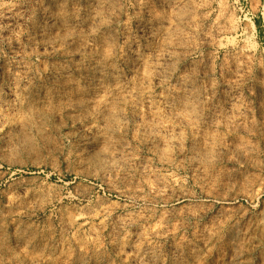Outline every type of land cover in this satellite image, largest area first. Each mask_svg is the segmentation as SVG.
<instances>
[{"label":"rangeland","instance_id":"obj_1","mask_svg":"<svg viewBox=\"0 0 264 264\" xmlns=\"http://www.w3.org/2000/svg\"><path fill=\"white\" fill-rule=\"evenodd\" d=\"M106 1L54 0L77 30L45 40L40 34L56 15L50 0H0V147L26 135L31 163L40 159L72 179L91 169L87 139L105 134L114 154L121 146L115 162L100 164L120 192L108 200L51 195L0 209V264H264V0ZM146 58L158 73L140 83ZM117 83L144 86V107L113 103ZM181 85L194 91L193 104L177 92ZM207 193L234 199L235 209L213 206Z\"/></svg>","mask_w":264,"mask_h":264},{"label":"bare ground","instance_id":"obj_2","mask_svg":"<svg viewBox=\"0 0 264 264\" xmlns=\"http://www.w3.org/2000/svg\"><path fill=\"white\" fill-rule=\"evenodd\" d=\"M48 1V0H47ZM57 1V0H56ZM103 1V0H102ZM101 1V2H102ZM108 1V0H107ZM106 1V2H107ZM101 2L99 3V0H93V3H95V4H97L98 6H100V4H101ZM59 3V2H58ZM92 3V4H93ZM104 3V2H103ZM102 3V5H104ZM94 4V5H95ZM108 4H109V2H108ZM168 4V3H167ZM50 6H51V10H54V11H56L55 12V16L52 18V19H54V22H51V23H49V25H48V27L47 28H45L46 30H42L43 31V33H41L40 34V37L41 38H43V39H48V37H47V35L49 36V35H52V34H54V35H56L57 37H59V38H61V39H63L64 37V35H62L63 34V32L65 31V30H67L68 29V27H69V29H70V27H71V25L70 26H68L67 27V25L66 24H68V23H66L67 21H68V19H67V21L65 20V15H64V13H63V8L61 7V6H59L58 4H57V2H54V0H50V4H49ZM48 5V6H49ZM90 5V4H89ZM101 5V6H102ZM180 5V4H179ZM183 6V5H182ZM63 7H65V6H63ZM44 8V7H43ZM48 8V7H47ZM97 8V7H96ZM180 7H178L177 9H179ZM66 9V8H65ZM46 10V9H45ZM50 11V10H49ZM95 11V10H94ZM65 12V11H64ZM68 12V11H67ZM53 13V12H52ZM94 13V12H93ZM180 13V12H179ZM48 15V14H47ZM70 15V14H69ZM68 15V16H69ZM96 13L94 14V16L96 17ZM68 16H66V18L68 17ZM78 16V15H77ZM49 17V16H48ZM72 17H73V15H72ZM78 18H79V16H78ZM71 19V18H70ZM93 19H94V17H93ZM72 20V19H71ZM53 21V20H52ZM84 21V20H83ZM82 21V22H83ZM50 22V21H49ZM46 23V22H45ZM65 23V25L66 26H64V28H63V24ZM81 23V22H80ZM72 25H77L75 22H74V20H73V22L71 23ZM83 24V23H82ZM41 25V24H40ZM73 27V26H72ZM71 27V28H72ZM42 28H43V25H42ZM76 29V27H73V29ZM160 28V27H159ZM69 29L67 30V31H69ZM74 29V30H75ZM161 29V28H160ZM159 29V30H160ZM77 30V29H76ZM83 30V29H82ZM156 30V29H155ZM40 31V30H39ZM67 31H65L64 33H66ZM71 32H72V30H70ZM79 31V30H78ZM167 31V30H166ZM226 31V30H225ZM41 32V31H40ZM39 32V33H40ZM70 32V33H71ZM158 32V31H157ZM156 32V33H157ZM39 33H38V35H39ZM69 33V32H68ZM73 33V32H72ZM159 33V32H158ZM161 33V32H160ZM165 33V32H164ZM170 33V32H169ZM168 33V34H169ZM172 33V32H171ZM224 33V31L223 30H221V29H219L218 30V36L220 37V40H219V44L220 45H223V41H225V39L223 40V34ZM67 34V33H66ZM79 34V33H78ZM168 34H166L168 37H170ZM173 34H174V32H173ZM176 34V33H175ZM174 34V35H175ZM59 35V36H58ZM70 35V34H69ZM151 35H153V34H151ZM163 35V34H162ZM162 35H160L161 36V40H162V42L164 43V44H166L165 42H164V40H165V38H168V37H166L165 36V38L162 36ZM154 36V35H153ZM156 36V35H155ZM154 36V37H155ZM173 35H171V37H172ZM176 37H177V35H175ZM217 36V37H218ZM47 37V38H46ZM53 37V36H52ZM69 37V36H68ZM153 37V38H154ZM157 37V36H156ZM170 37V38H171ZM176 37H173V38H176ZM178 37H179V35H178ZM222 37V38H221ZM77 38V37H76ZM75 38V39H76ZM108 38V37H107ZM159 38V37H158ZM157 38V39H158ZM163 38H164V40H163ZM169 38V39H170ZM173 38H172V40H173ZM180 38V37H179ZM178 39V38H177ZM207 39V38H206ZM42 40V39H41ZM109 40V39H108ZM167 40V39H166ZM167 41H169V40H167ZM166 41V42H167ZM178 41V40H177ZM170 42H171V40H170ZM163 43H161L162 45H163ZM167 43H169V42H167ZM176 43V42H175ZM214 43V42H213ZM231 43V42H230ZM233 44V43H232ZM156 45V44H155ZM168 45V44H167ZM166 45V46H167ZM169 45H171V44H169ZM177 45V44H176ZM163 46H165V45H163ZM162 46V47H163ZM159 48H161L160 46H159ZM221 48V47H220ZM162 49V48H161ZM137 50H138V48H137ZM143 50V49H142ZM167 52V51H166ZM135 53H137V52H135ZM138 54V53H137ZM136 54V55H137ZM141 54V53H140ZM147 54V53H146ZM135 55V56H136ZM151 55V54H150ZM138 56V55H137ZM141 56V55H140ZM139 56V57H140ZM148 56H149V54H148ZM153 56V55H152ZM159 56V58L161 57L162 58V56L163 55H158ZM165 56V55H164ZM250 55H249V53H247V54H245V57L244 58H248ZM147 57V56H146ZM251 57V56H250ZM143 60V59H142ZM149 60V59H148ZM147 60V58L146 59H144L143 61H141V64L139 63V65H140V73H139V76H140V78H139V80L141 81V80H146L148 77H149V75L152 73V72H156L157 70H158V68H157V64L155 63V64H153L152 62V64H150V62ZM150 60L152 61V58H150ZM249 60V59H248ZM140 61V60H139ZM98 63V62H97ZM94 65V64H93ZM138 65V66H139ZM60 66V65H59ZM95 66V65H94ZM94 66H92V68L94 67ZM97 66V68H96V70L99 72V68H100V65H96ZM61 67V66H60ZM62 68V67H61ZM65 68V67H64ZM69 68V67H68ZM71 68V67H70ZM74 68V67H73ZM78 68V67H77ZM90 68V67H89ZM91 68V69H92ZM108 68V67H107ZM114 68V67H113ZM54 69V68H53ZM59 69V68H58ZM57 69V70H58ZM76 69V68H75ZM84 69V68H83ZM88 69V68H87ZM101 69H102V67H101ZM104 69V68H103ZM116 69V68H115ZM160 69V68H159ZM61 71H60V73L57 75L58 76V78H61L60 79V81H62V83H68V81H70V79H68L67 78V71H65V70H62V69H60ZM69 70V69H68ZM71 70V69H70ZM77 70V69H76ZM89 70V69H88ZM138 70V69H137ZM53 71V70H52ZM56 71V70H55ZM138 71V72H139ZM70 72V71H69ZM72 73H73V71H71ZM77 72V71H76ZM101 72V71H100ZM103 72V71H102ZM106 72V70L103 72V75H104V73ZM13 73V72H12ZM15 73V72H14ZM53 73V72H52ZM89 73V72H88ZM107 73V72H106ZM105 73V74H106ZM113 73V72H112ZM116 73H118V72H116ZM156 73H158V72H156ZM55 74V73H54ZM74 74V73H73ZM81 74H83L82 72H81ZM90 74V73H89ZM101 74V73H100ZM118 74H120V73H118ZM138 74V73H137ZM9 75H10V73H9ZM56 75V74H55ZM71 75V74H70ZM75 75V74H74ZM92 75V74H91ZM98 75V74H97ZM110 75V74H109ZM116 75V74H115ZM152 75V74H151ZM150 75V76H151ZM157 75V74H156ZM15 76H16V74H15ZM69 76V75H68ZM80 76V75H79ZM85 76V75H84ZM100 76V75H99ZM106 76H107V74H106ZM112 76V75H111ZM110 76V77H111ZM114 76V75H113ZM119 76V75H118ZM138 76V75H137ZM74 77H76V76H74ZM101 77H104V76H100L99 78H96V80L97 79H100ZM71 78V77H70ZM85 78V77H84ZM87 78V77H86ZM90 78V77H89ZM116 78V77H115ZM136 78V77H135ZM137 78V79H138ZM150 78V77H149ZM77 79V78H76ZM103 79V78H102ZM101 79V80H102ZM111 79V78H110ZM122 79V78H121ZM74 80V79H73ZM87 80V79H86ZM92 80H95V79H93V77H92ZM107 80H109V77H108V79ZM114 80V79H113ZM124 80V79H123ZM133 80H135V79H133ZM185 81H186V79H184ZM75 81V80H74ZM78 81V80H77ZM100 81V80H99ZM106 81V80H105ZM104 81V79H103V82H105ZM181 81V80H180ZM190 81V80H189ZM54 82V81H53ZM55 82H57V81H55ZM88 82H89V80H88ZM92 82V81H91ZM126 82V81H125ZM130 82H132L133 83V81H130ZM135 82V81H134ZM146 82V81H145ZM184 81H182V82H180V83H183ZM58 83V82H57ZM74 83H76V82H74ZM94 83V82H93ZM97 83H98V81H97ZM109 83V82H108ZM115 83V82H114ZM121 83H123L124 84V81L123 82H121ZM138 83V82H137ZM140 83H143V81H141ZM59 84V83H58ZM63 84V85H64ZM71 84V83H70ZM103 84V83H102ZM101 84V85H102ZM113 84V83H112ZM126 84V83H125ZM61 85V84H60ZM75 85V84H74ZM90 85H91V83H90ZM100 85V84H99ZM98 85V86H99ZM100 85V86H101ZM106 85V84H105ZM109 85V84H108ZM108 85H106V86H108ZM117 85L118 86H115V88H114V90H112V91H110V92H112V94H111V100H113V103H115L116 101H120V102H125V103H129V105L131 104V106H134V108L136 109V110H138L140 107H144V106H142L143 105V103L142 102H145V103H147V96H145L143 99H142V102H141V98L144 96V94L146 93L144 90V86H141V87H137L136 86V88H135V86L134 87H132V86H129V85H127V86H125V85H119L118 83H117ZM142 85V84H141ZM144 85V84H143ZM191 85V84H190ZM92 86V85H91ZM110 86V85H109ZM112 86V85H111ZM113 86V87H114ZM139 86V85H138ZM181 86H183V85H181ZM192 86H194V85H192ZM63 87V86H62ZM93 87V86H92ZM95 87V86H94ZM102 87V86H101ZM188 86H183V87H181L179 90L178 89H176V90H178L177 92L179 93V94H181L182 95V98L183 97H185V98H187L186 99V103H191L192 102V104H193V101H195L194 100V94L192 93V92H194V91H192L191 92V89L190 90H188V88H187ZM197 87V86H196ZM55 88V87H54ZM58 88V87H57ZM61 88V87H60ZM63 88H65V87H63ZM67 88V87H66ZM71 88V87H70ZM73 88V87H72ZM71 88V89H72ZM75 88H76V86H75ZM74 88V89H75ZM110 88V87H109ZM88 89V88H87ZM91 89V88H90ZM89 89V90H90ZM102 89V88H101ZM103 89H104V86H103ZM193 89V88H192ZM56 90V89H55ZM55 90H54V93H55ZM60 90V89H59ZM66 90H68V89H66ZM76 90V89H75ZM80 90H81V88H80ZM96 90V89H95ZM99 90V89H98ZM97 90V91H98ZM108 90H111V89H108ZM198 90V89H197ZM88 91V90H87ZM101 91H103V90H101ZM146 91H148V90H146ZM2 92V91H1ZM46 92V91H45ZM57 92V91H56ZM89 92V91H88ZM96 92V91H95ZM196 92V91H195ZM33 93V92H32ZM60 93V92H59ZM63 93H64V91H63ZM76 93V92H75ZM79 93V92H78ZM83 93V92H82ZM87 92L85 91V94H86ZM103 93H104V91H103ZM109 93V92H108ZM200 93V92H199ZM8 94V93H7ZM12 94V93H11ZM39 94V93H38ZM79 94H81V93H79ZM95 94V93H94ZM101 95H102V93H100ZM151 94V93H150ZM177 94V93H176ZM178 94V95H179ZM197 94V96H198V93H196ZM10 95V94H9ZM56 95H59L58 93L56 94ZM74 95V94H73ZM88 96H89V94H87ZM97 95V94H96ZM104 95V94H103ZM146 95V94H145ZM214 95V94H213ZM212 95V96H213ZM12 96H14V95H12ZM28 96V95H27ZM53 96V95H52ZM55 96V95H54ZM53 96V97H54ZM64 96V95H63ZM71 96H72V94H71ZM71 96H70V98H71ZM76 96V95H75ZM207 96V95H206ZM17 97H18V95H17ZM25 97H26V95H25ZM24 97V98H25ZM34 97V96H33ZM38 97H39V95H38ZM46 97H48V96H46ZM80 97V96H79ZM87 97V96H86ZM98 97V96H97ZM200 97V96H199ZM210 97V96H209ZM32 98V97H31ZM52 98V97H51ZM57 98V97H56ZM56 98H54L55 100H56ZM60 98V97H59ZM82 98V97H81ZM101 98V97H100ZM179 98V97H178ZM198 98V97H197ZM38 99V98H37ZM53 99V98H52ZM65 99V98H64ZM62 100V99H60V101L62 100L63 101V103H64V101L65 100ZM22 100V99H21ZM35 100V99H34ZM51 100V99H50ZM55 100H54V102H55ZM75 100V99H74ZM77 100V99H76ZM82 100V99H81ZM86 100V99H85ZM84 100V101H85ZM110 100V101H111ZM164 100V99H163ZM179 100V99H178ZM181 100H183V99H181ZM180 100V101H181ZM198 100V99H197ZM212 100V99H211ZM19 101V100H18ZM26 101H27V99H26ZM26 101H25V103H26ZM71 101V100H70ZM69 100H68V102H70ZM73 101V100H72ZM72 101H71V103H72ZM80 101V100H79ZM83 101V100H82ZM96 101V100H95ZM106 101V100H105ZM115 101V102H114ZM152 101V100H151ZM184 101H185V99H184ZM183 101V102H184ZM199 101H200V99H199ZM206 101V100H205ZM22 102V101H21ZM30 102V101H29ZM33 102V101H32ZM38 102V101H37ZM66 102V101H65ZM77 102H78V100H77ZM108 102V101H107ZM106 102V103H107ZM155 102V101H154ZM172 102V101H171ZM177 102H179V101H177ZM201 102H202V99H201ZM34 103H35V101H34ZM43 103L44 104H46V105H49V103H51V101L49 102V98H45L44 99V101H43ZM58 103V102H57ZM102 103V102H101ZM105 103V106L108 104H106ZM110 103V102H109ZM112 103V102H111ZM118 103V102H117ZM142 103V104H141ZM151 103V102H150ZM149 103V104H150ZM166 103H168V102H166ZM176 103V102H175ZM196 103H198V101L196 102ZM195 103V104H196ZM27 104H28V101H27ZM30 104V103H29ZM52 104H55V103H52ZM69 105H70V103H68ZM76 104H78V103H76ZM121 104V103H120ZM164 104V103H163ZM169 104V103H168ZM182 104V103H181ZM202 104V103H201ZM200 104V105H201ZM16 105H18V104H16ZM21 105V104H20ZM23 106H24V103L22 104ZM33 105V104H32ZM46 105H44V106H46ZM58 105H60L61 107H63V105H61V103L60 104H58ZM57 105V106H58ZM110 105H113V104H110ZM117 105V104H116ZM151 105V104H150ZM155 105H157V104H155ZM176 105V104H175ZM178 105H179V103H178ZM177 105V106H178ZM183 105V104H182ZM181 105V107H185V105H183L182 106ZM14 106V105H13ZM28 106V105H27ZM31 106V105H30ZM38 106V105H37ZM104 106V105H103ZM149 106V105H148ZM162 106V105H161ZM173 106V105H172ZM196 106V105H195ZM197 106H199L198 104H197ZM196 106V107H197ZM29 107V106H28ZM49 107V106H48ZM71 107H75V104H74V106H71ZM111 107V106H110ZM113 107V106H112ZM152 107V106H151ZM162 107H164V110H168V111H171V112H173V111H176V109L174 108H172L171 106H168V105H166V104H164ZM21 108V107H20ZM27 108V107H26ZM36 108V107H35ZM43 108V107H42ZM52 108V107H51ZM56 108H58V107H56ZM55 108V109H56ZM64 108H65V110L68 108V106L65 104L64 105ZM133 108V109H134ZM153 108V107H152ZM159 108V107H158ZM158 108H156V109H158ZM188 108V107H187ZM17 109V108H16ZM33 109H34V107H33ZM32 109V110H33ZM53 109V108H52ZM111 109V108H110ZM113 109V108H112ZM115 109V108H114ZM134 109V110H135ZM161 109V108H160ZM189 109H191V107L189 108ZM195 109V108H194ZM193 109V110H194ZM201 109V108H200ZM1 110V109H0ZM12 110V109H11ZM19 110V109H18ZM21 110V109H20ZM19 110V111H20ZM25 110V109H24ZM30 110V109H29ZM36 110H37V108H36ZM43 110V109H42ZM50 110V109H49ZM48 110V111H49ZM70 110V109H69ZM109 110V109H108ZM140 110V109H139ZM162 110V109H161ZM192 110V111H193ZM213 110V109H212ZM40 111V110H39ZM56 111V114H54V115H57V113H58V110L56 109L55 110ZM54 111V112H55ZM153 111V110H152ZM167 111V112H168ZM21 112H22V110H21ZM30 112V111H29ZM38 112V111H37ZM42 112V111H41ZM45 113H46V111H44ZM60 112V111H59ZM110 112H114V111H110ZM116 112V111H115ZM139 112V111H138ZM189 112H191V111H189ZM23 113H24V111H23ZM32 113V112H31ZM43 113V112H42ZM49 113V112H48ZM50 113H51V111H50ZM69 113H70V111H69ZM104 113V112H103ZM105 113H106V111H105ZM183 113H185V111H183ZM186 113H187V111H186ZM185 113V114H186ZM47 114V113H46ZM107 114H109V112L107 113ZM107 114H106V116L104 117V118H106L107 117ZM117 114H118V112H117ZM174 114H176V112L174 113ZM221 114V113H220ZM42 115V114H41ZM59 116H60V114H59ZM84 116V115H83ZM175 116H177V114L175 115ZM45 117V116H44ZM50 117V116H49ZM71 117V116H70ZM74 117H76V116H74ZM109 117V116H108ZM178 117H179V115H178ZM199 117V116H198ZM110 118H111V116H110ZM110 118H107V119H110ZM27 119H28V117H27ZM47 119V118H46ZM72 119V118H71ZM112 119V118H111ZM113 120V119H112ZM116 120V119H115ZM46 121V120H45ZM101 121V120H100ZM110 122H111V120H109ZM116 121H118V120H116ZM114 123V122H113ZM40 125H41V123H40ZM107 125V124H106ZM120 125V124H119ZM151 125V124H150ZM62 126V125H61ZM149 126V125H148ZM30 127V126H29ZM45 127V126H44ZM59 127V126H58ZM109 126H107V128H108ZM106 128V127H105ZM106 128V129H107ZM147 128V127H146ZM110 129H112L111 127H110ZM109 129V130H110ZM149 129H151V127H149ZM102 130V129H101ZM105 130V129H104ZM36 131V130H35ZM92 131V130H91ZM142 131V130H141ZM146 130H145V127H144V131L143 132H145ZM95 132H96V130H95ZM111 132V131H110ZM142 132V133H143ZM151 132V131H150ZM100 133V132H99ZM106 133V132H105ZM107 133H108V131H107ZM101 134H102V132H101ZM146 135L148 134V133H145ZM145 134H144V136L143 137H145ZM151 134V133H150ZM45 135H47V134H45ZM91 135V134H90ZM98 135V134H97ZM100 135V134H99ZM98 135V136H99ZM106 135H108V134H106ZM26 135H24L22 138H20V143L19 142H17V144H15V145H13V144H8V145H6V146H4V147H0V209H7V208H14L15 206H17V205H19L20 203H22V202H26L27 200H32V199H36V198H48V197H50L51 198V195H53V198H52V200L53 201H60L61 199L63 200V199H65V198H67V199H70V201H73V202H86L87 204H91V203H93L94 201H99V202H104V201H106V200H108V195H106L107 193H111L112 195L113 194H117V193H120L116 188H114L111 184L113 183V181L110 183V182H108V179L106 178V176H105V174L102 172V169H101V166H100V164L102 163V162H104L105 160H109V161H112V160H114V162H115V160H116V158L115 157H117V156H115V154L118 152L117 150L118 149H121V146H118V145H114V147H115V150H116V153L114 154V153H112V151H111V148L109 149L108 147H109V145H108V150L107 149H105V146H106V142H108L107 140H106V138L104 137L105 136V134H104V136H100V137H98V139L97 140H91V139H87V141H86V143H85V148L83 149V150H87V154H85L86 155V158H84L85 160V162L87 163H90L89 165H90V168L91 169H86L87 168V166H86V168H84V169H81L82 171H79V172H76V173H74V176H73V178L72 179H69L68 177H66L64 174H63V171L60 169V168H55V169H53V171H49V169H51L50 168V166H49V164L48 163H43V162H45V161H40V159H38V160H36L35 162H32L31 163V161H30V159H29V153H30V150H31V148H32V144H31V141L29 140V138H27V136L25 137ZM92 136V135H91ZM142 136V135H141ZM151 136L152 135H150V137H149V139H151ZM89 137V136H88ZM107 137V136H106ZM147 137V136H146ZM55 138V137H54ZM84 138V137H83ZM92 138V137H91ZM109 138V137H108ZM118 138V137H117ZM121 138V137H120ZM153 138V137H152ZM147 139V138H146ZM145 139V140H146ZM156 139V138H155ZM32 140V139H31ZM54 140V139H53ZM56 140V139H55ZM152 140H154V139H152ZM36 141V140H35ZM144 141V140H143ZM155 141V140H154ZM149 142H153V141H149ZM11 143V142H10ZM109 143H111V142H109ZM36 144V143H35ZM39 144V143H38ZM83 144V143H82ZM146 145V144H145ZM147 145H150V144H147ZM112 147V146H111ZM114 147H113V149H114ZM149 147V146H148ZM150 147H152L151 145H150ZM30 148V149H29ZM154 148V147H153ZM152 148V149H153ZM54 149V148H53ZM107 150V153L106 152H103V151H105V150ZM112 149V150H113ZM40 150V149H39ZM114 150V151H115ZM154 150H155V148H154ZM157 150V149H156ZM155 150V152H157ZM35 151V150H34ZM55 151V150H54ZM122 151V150H121ZM83 152V151H82ZM85 152V151H84ZM83 157H84V155H82ZM119 156V155H118ZM34 159V158H33ZM37 159V158H36ZM54 159V158H53ZM65 159V158H64ZM118 159V158H117ZM209 160H210V158H209ZM50 161V160H49ZM53 162V161H52ZM82 162V161H81ZM198 162V161H197ZM87 163V164H88ZM111 163V162H110ZM201 163V162H200ZM52 164V163H51ZM50 164V165H51ZM54 164V163H53ZM52 164V165H53ZM51 165V166H52ZM104 165H105V163H104ZM111 165H112V163H111ZM109 166V165H108ZM80 168V167H79ZM112 168V167H111ZM68 169V168H67ZM66 169V170H67ZM76 170V169H75ZM73 172H74V169H73ZM109 176V175H108ZM204 176V175H203ZM55 177L57 178V181L55 180ZM101 181L102 183H101V185H100V189L98 190L97 188L99 187L98 186V181ZM110 180V179H109ZM111 181V180H110ZM65 186L67 187V188H69L70 189V191H69V193H68V195L67 196H65V195H63V194H59V193H56V191L57 190H61L62 189V187H64L65 188ZM156 187V186H155ZM158 187V186H157ZM166 188V187H165ZM215 188V187H214ZM119 189V188H118ZM162 189V188H161ZM216 191V190H215ZM163 192V191H162ZM184 195V194H183ZM57 196H58V198H57ZM190 196V195H189ZM244 196V195H243ZM193 197V196H192ZM226 197V196H225ZM224 196H220V195H216V194H208L207 193V195H205V198H207V199H209V200H211L212 201V204H213V206H215V205H219V206H221V209L223 210V211H228V212H231L232 210H234L235 209V206H236V202H234V199H232V198H225ZM94 198H96V200H94ZM182 199H184L185 201L186 200H189V201H191V197H187V196H183L182 197ZM46 200V199H45ZM51 200V201H52ZM30 202V201H29ZM98 202V203H99ZM115 202V201H114ZM97 203V204H98ZM112 203V202H111ZM110 203V204H111ZM112 205V204H111ZM108 206V205H107ZM114 206V205H113ZM212 206V205H211ZM82 207V206H81ZM112 207V206H111ZM120 207V206H119ZM103 208V207H102ZM184 208V207H183ZM200 208V207H199ZM81 209V208H80ZM90 209V208H89ZM93 210V209H92ZM106 210V209H105ZM191 210V209H190ZM189 210V211H190ZM91 211V210H90ZM101 211V210H100ZM207 211V210H206ZM88 213H89V210H88ZM97 213V212H96ZM105 213V212H104ZM109 213V212H108ZM79 214V213H78ZM86 214H87V212H86ZM90 214V213H89ZM88 214V215H89ZM98 214V213H97ZM195 214V213H194ZM192 215V214H191ZM91 216V215H90ZM165 216V215H164ZM141 217H142V215H141ZM118 220V219H117ZM126 225V224H125ZM18 227V226H17ZM25 230V229H24ZM149 257V256H148ZM77 262H78V260H77ZM82 262V261H81ZM74 263V262H73ZM83 263V262H82ZM81 264V263H80ZM174 264V263H173Z\"/></svg>","mask_w":264,"mask_h":264}]
</instances>
